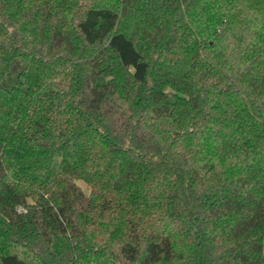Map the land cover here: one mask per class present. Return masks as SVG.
Wrapping results in <instances>:
<instances>
[{
    "label": "trees",
    "instance_id": "trees-1",
    "mask_svg": "<svg viewBox=\"0 0 264 264\" xmlns=\"http://www.w3.org/2000/svg\"><path fill=\"white\" fill-rule=\"evenodd\" d=\"M0 264H264V0H0Z\"/></svg>",
    "mask_w": 264,
    "mask_h": 264
},
{
    "label": "rangeland",
    "instance_id": "rangeland-1",
    "mask_svg": "<svg viewBox=\"0 0 264 264\" xmlns=\"http://www.w3.org/2000/svg\"><path fill=\"white\" fill-rule=\"evenodd\" d=\"M77 184L84 190L86 194L90 192V187L87 183H85L83 180H78Z\"/></svg>",
    "mask_w": 264,
    "mask_h": 264
}]
</instances>
